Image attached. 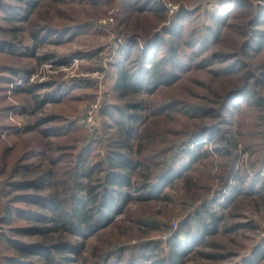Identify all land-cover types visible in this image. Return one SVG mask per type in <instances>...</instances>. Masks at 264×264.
I'll use <instances>...</instances> for the list:
<instances>
[{
    "label": "rangeland",
    "instance_id": "obj_1",
    "mask_svg": "<svg viewBox=\"0 0 264 264\" xmlns=\"http://www.w3.org/2000/svg\"><path fill=\"white\" fill-rule=\"evenodd\" d=\"M145 1L139 2L141 4ZM151 1L161 2L165 11L159 10L160 13L156 16L152 13L142 15L133 7L139 5L137 0H46L38 4L27 22L15 23L2 17L7 16L5 7L18 8L17 1L0 0V40L19 46L17 54H0V110L8 109L0 112V235L6 231L1 220L11 197L7 193L9 187L5 183L13 180L10 170L17 164V159H23L25 155L37 150L45 151L47 156H56V153L49 149L54 148V142L57 141L59 146H71L73 143L76 145L75 152L95 141V145H91L93 154L98 157L90 158H93L94 163L105 160L107 153L115 148L118 141L117 123L124 120L122 114L127 112L126 106L133 104L134 100L143 101L147 115L150 114L145 123L140 125L139 132L133 139L134 150H138L139 144L144 155L156 146L158 148L155 149L161 147L162 150L166 146L172 148L175 143L170 140L173 138L178 140L182 134L191 133V130L196 129V119L193 117L187 119L182 114L162 113L155 116L151 109L181 101L216 110L220 98L241 83L240 78L215 79L211 71L217 68L214 67L217 64L216 60L209 68L192 70L177 84L160 89L151 99L139 96L130 97L133 101L118 98L117 91L113 88L117 75L116 66L130 46L132 57L129 65H133L131 63L133 56L140 52L156 31L171 26L172 16L180 8L192 13V16H189V20L191 18L192 20L188 23V32L196 25L197 41L204 40L206 33L202 28L213 23L212 14L221 3L230 2V0ZM246 1L248 2L246 9L235 15L221 44L217 47L209 41L207 52L198 57V62L210 56L215 50L228 56L242 51L241 45L246 37L243 32H247L248 22L253 19L251 15L258 6L264 7V0ZM16 28L20 30L17 31ZM259 29L264 32V25H259ZM36 32L47 39L31 52L28 50L34 43L33 35ZM55 40L59 42L56 43ZM164 54L160 51L158 58ZM61 58H67L68 62H58L57 60ZM251 66L252 68L264 66V46L251 61ZM21 69L22 72L28 70L29 73H20ZM12 71H18L20 76L11 78ZM6 78L9 82L5 80ZM25 80L42 87L34 94L40 101L45 96L50 97L49 93L58 87L64 95L58 102L44 104L41 109H37V103L32 96L18 95L14 91L15 85L25 87ZM261 95L263 110H260L259 114L262 115L263 122L256 123L252 128L251 113L246 114L242 120L245 127L249 123L251 133L253 131L264 133V92ZM25 108L29 111L23 114L22 110ZM207 119L202 120V125L215 122L213 119ZM36 124L41 125L27 131V128ZM66 124H72L78 131L70 130L57 138L44 137L43 132L46 130L53 128L59 132L58 126ZM62 132H65V129ZM261 133L250 138L248 135L243 138L236 135L238 141L236 171L240 180L244 182L243 187H253L252 195L238 198L224 211L225 221L220 224L219 233L209 239L210 247L199 248L201 254L195 253L197 250L192 251L184 259L186 264H249L255 251L258 255L255 259L259 258L255 264H264V257L260 256L264 254V137ZM67 138H71L72 143L67 142L69 140ZM138 140L140 141L137 142ZM48 142H51V145ZM72 152L70 149L62 151L61 154L64 155L58 165L60 168L71 160L65 156ZM35 159H29V162ZM150 162L152 159L148 161ZM228 163V160L218 156L213 162L204 159L203 162L194 165L189 181H176L166 190L167 200L151 203H141L137 200L129 202L113 226L88 239L82 257L98 249L99 254L105 258L116 246L124 250L125 261L136 253L139 244L144 242L158 241L165 247L166 241L179 229L188 213L199 207L204 198L211 199L220 194L221 186L218 184L221 181H216L215 178L224 176ZM153 164L150 165V174L155 176L160 172L162 165ZM142 175H145V172L132 176L131 181L134 184L130 191L136 189L135 182L139 181ZM196 182L200 183L198 193L203 194V198L193 202L185 197V190L186 187H194L193 184H197ZM136 194L137 192L133 193ZM150 217L162 222L161 232L153 231L151 237L144 236L139 242L136 241L139 230L147 231L146 225L142 227L139 222L150 220ZM237 224L242 227L237 231H231ZM3 254L0 244V264H3Z\"/></svg>",
    "mask_w": 264,
    "mask_h": 264
},
{
    "label": "trees",
    "instance_id": "obj_2",
    "mask_svg": "<svg viewBox=\"0 0 264 264\" xmlns=\"http://www.w3.org/2000/svg\"><path fill=\"white\" fill-rule=\"evenodd\" d=\"M16 1L18 8L5 7L7 16L2 19L15 23L27 22L38 4L46 0ZM247 5L246 0L221 3L212 14L213 23L202 28L206 36L200 41H197L196 25L188 32V23L192 20V18L189 20V16H192V13L180 8L172 16L171 26L156 31L140 52L133 56L131 62L133 65H129L132 46L125 51L117 64L113 88L117 91L118 98L123 100L138 96L151 99L160 89L177 84L192 70L209 68L216 60L217 64L214 67L217 68L211 71L215 79L240 78L241 83L220 98L216 110L181 101L151 109L155 116L162 113L182 114L187 119L192 117L196 119V129L191 130V133L182 134L178 140L176 138L170 140L175 143L172 148L166 146L162 150L161 147L155 149L158 148L156 146L144 155L141 151L142 146L138 143V150H134L133 139L139 132L140 125L144 124L150 115H147L143 101L134 100L133 104L126 106L127 112L122 114L124 120L117 123L118 141L115 148L107 153L105 160H96L97 163H94L93 158H90L96 155L92 149L95 141L90 142L92 145L87 144L75 152L76 145H73L71 138H67L69 139L67 142L72 143L71 146H59L58 141L54 142L55 147L52 149L50 147L49 150L56 153V156H47L45 151L37 150L25 155L23 159L16 160L18 165L15 164L10 170L13 180L5 183L9 187L7 193L11 197L1 220L6 228L0 235V244L4 251L3 264H186L184 259L192 251L197 250L195 253L201 254L199 248L210 247L209 239L219 233L220 224L225 221L224 211L238 198L250 196L253 191V187H243L244 182L240 180L236 171L238 159L236 135H240L241 138L248 135L250 138L261 133L258 131L251 133L250 130L256 123L263 122L259 111L263 110L261 94L264 92V66L252 68L251 61L264 46V32L259 29V25H264V7L258 6L251 15L253 19L248 22L247 32H243L246 37L240 53L228 56L215 50L199 62L198 57L207 52L209 41L213 46L218 47L221 44L235 15L246 9ZM133 7L142 15L152 13L156 16L159 15V10L165 11L161 2L151 0L141 4L139 2L138 6ZM163 20L166 22L165 18ZM16 30L19 31L20 28ZM46 39L36 32L33 35L34 43L28 51H35ZM55 42L58 43L59 40ZM18 48L19 46L0 40V54H17ZM160 51L165 54L158 58ZM57 61L68 62L67 58ZM22 70L20 73H29L28 70L23 72ZM20 73L12 71L10 77ZM5 80L9 82L7 78ZM25 81V87L15 85L14 91L18 95L32 96L37 103V109H41L44 104L58 102L64 95L58 87L49 93L50 97L45 96L40 101L34 94L42 87ZM130 100L133 101L132 98ZM7 110L2 108L0 112ZM28 111L25 108L22 113L26 114ZM248 113L253 115L250 117L251 129L249 123L246 126L249 128H246L242 121ZM204 118L213 119L215 122L202 125ZM40 125L30 126L27 131ZM58 129L59 132L53 128L46 130L43 132L44 137L57 138L70 130L78 131L72 124L58 126ZM64 129L65 132H62ZM261 134L264 137V133ZM48 144L51 145V142ZM65 149L73 151L65 156L71 160L60 168L58 165L64 155L61 153ZM217 156L229 161L224 176L215 178L216 181H221L218 184L221 186L220 194L211 199L204 198L199 207L188 213L179 229L166 241L165 247L158 241L138 243L137 252L125 261L124 250L116 246L105 258L99 254L98 249L82 257L88 239L113 226L129 202L137 200L141 203H151L167 200L166 190L176 181H189L195 164L203 162L204 159L213 162ZM38 157L40 158L35 159ZM29 159L35 160L29 162ZM150 159L152 162L148 163ZM151 163L162 165L160 172L155 176L150 174ZM144 172L145 175L135 182L136 189L130 191L134 184L131 181L132 176ZM15 178L18 180H14ZM196 183L193 184L194 187H186L185 190V197L193 202L203 198V194L198 193L200 183ZM134 192L137 194L133 195ZM139 223L142 227L146 225L147 231L140 228L142 230L138 231V237L135 239L138 242L144 236L151 237L153 231L161 232L162 222L155 218L150 217V220ZM241 227L237 224L231 231H237ZM260 256L264 257V254ZM256 257L258 255L255 251L249 264H255L259 259H255Z\"/></svg>",
    "mask_w": 264,
    "mask_h": 264
}]
</instances>
